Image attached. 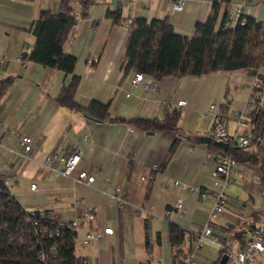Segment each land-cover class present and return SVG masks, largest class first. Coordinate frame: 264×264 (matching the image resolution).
I'll return each mask as SVG.
<instances>
[{"label": "crops", "instance_id": "1", "mask_svg": "<svg viewBox=\"0 0 264 264\" xmlns=\"http://www.w3.org/2000/svg\"><path fill=\"white\" fill-rule=\"evenodd\" d=\"M59 1L0 0V48L8 55L0 65V78L15 75L0 99L1 124L8 130L0 146V173L25 209L45 211L63 220L79 215L74 252L87 257L91 264L188 263V230L207 222L212 202L210 196L201 197L195 188L215 191L211 170L216 160L209 141H205L211 113H223L229 135H245L256 108V94L260 93L259 102L264 105V83L251 94L253 76L245 68L166 76L159 79L158 89L133 84L135 71L124 74L119 56L127 34L126 19L167 17L175 30L190 34L197 20L208 17L212 0H184L180 10L173 8L172 0H86L85 4L77 0V27L70 30L63 44V50L76 57L73 73L32 62L27 57L35 41L32 23L44 9L57 11ZM261 1L223 3L217 25L225 10L228 19L242 3L245 14L264 20ZM260 73L264 76V68ZM72 74L79 76L75 99L80 105H106L110 116L123 119L102 118L59 104L56 95ZM165 95L175 101L184 98L186 104L171 109L163 102ZM210 104L214 105L212 111ZM174 110L179 113L176 128L147 130L128 121L134 116L162 118ZM84 133L88 134L86 140L82 139ZM17 134L32 138L27 157L12 155L8 150L21 148ZM175 138L178 143L170 153ZM76 146H81L82 154L73 173L86 169L95 177L92 185L73 184L69 177L40 163L50 152L67 156ZM155 163L159 167L149 179L142 180L141 175ZM22 176L29 178L28 188L19 184ZM175 179L189 187L179 188ZM31 183H36L35 189ZM113 186H120L128 201L140 203L143 213L132 214L128 204L119 207L109 194ZM226 193L228 201L222 213L210 221L211 234L194 253V262L188 264L218 261L222 246L242 247L251 229L249 222L256 224L264 218V188L253 169L248 176L237 173ZM79 197L94 207L91 218H85L82 209L73 206L72 199ZM180 198L184 211L174 209L172 215H166V209L173 208ZM170 223L185 231L176 255L169 240ZM105 227H111L112 233H102L88 245L81 243L84 233L103 231ZM255 264H264V250L257 254Z\"/></svg>", "mask_w": 264, "mask_h": 264}, {"label": "trees", "instance_id": "2", "mask_svg": "<svg viewBox=\"0 0 264 264\" xmlns=\"http://www.w3.org/2000/svg\"><path fill=\"white\" fill-rule=\"evenodd\" d=\"M229 2L212 0L208 17L204 21L197 20L190 34L175 30L167 17H135L130 20L119 56L124 74L131 70L143 71L153 78L161 79L166 76L204 75L217 70L245 68L253 77L261 75L260 69L264 68V20H256L245 14L244 24L222 29L221 24L229 18L226 19L228 11L225 10L217 25L220 7ZM76 3L77 0H60L57 11L44 9L40 12L31 26L35 41L27 55L28 60L60 69L65 74L73 73L76 57L65 52L63 44L74 21ZM261 76L264 80V76ZM14 78L12 74L0 78V99ZM78 82L79 76L72 74L70 80L60 87L56 101L98 117L123 119L110 116L106 105H80L75 99ZM259 88V85L254 87L255 90ZM259 100L260 93L253 98L256 108L250 118V129L245 132V135L250 136L249 143L237 146L231 140L209 136L208 145L212 150L223 151L253 169L259 184L264 188V105ZM178 118L179 113L174 110L162 118L134 116L128 121L137 128L158 130L176 128ZM177 143V138L171 142L170 153L175 150ZM3 179L0 173V264H82V256L74 252L75 232L64 227L59 229L58 235H53L49 231V224L60 218L54 220L51 213L25 209ZM61 221L66 222L63 219ZM259 222L255 224V221H250V231ZM241 226H244L243 222ZM169 240L176 255L185 240L184 229L176 223H170ZM218 262L228 264L223 247L218 261L211 264Z\"/></svg>", "mask_w": 264, "mask_h": 264}, {"label": "built area", "instance_id": "3", "mask_svg": "<svg viewBox=\"0 0 264 264\" xmlns=\"http://www.w3.org/2000/svg\"><path fill=\"white\" fill-rule=\"evenodd\" d=\"M184 0H172V6L175 9H182L184 7ZM263 12H264V0L261 1ZM245 4H240L234 8L228 20L224 21L221 24L222 29L234 28L237 24L245 23V13H244ZM80 17L78 12L74 14V21L71 24L70 30H74L77 27V21ZM130 22L129 19H126V23ZM21 57H17V60H20ZM8 60V55L2 51L0 48V65L5 63ZM131 82L142 83L143 88H159V78H153L151 75L144 73L143 71H135L131 78ZM264 83L263 77L261 75H256L253 77L252 90L251 94H255V86ZM163 102L166 106L171 109H174L178 106H184L186 100L184 98L177 99L176 101L171 98L170 95H165L163 97ZM214 108L213 104L209 105V111H212ZM255 108V107H254ZM205 114V113H204ZM212 124L209 127L208 133L209 136L214 139H223L231 140L233 144L237 146H244L250 141L249 135H229L227 131V119L223 116L221 112H212ZM0 128L2 133H0V146L3 145L4 136L8 134V130L2 127L0 120ZM4 132V133H3ZM18 142L21 146L20 149H14L8 147L10 154L18 155L19 157H27V152L31 149L32 138L29 135L17 134ZM88 134L84 133L82 139L86 140ZM82 154L81 146H76L73 148L71 153L67 156L61 155L55 151L48 153L44 160L40 163L47 167L59 171L61 174L69 177L73 184H84L92 185L95 179L94 175L89 173L86 169H80L76 173H73L77 163ZM214 157L216 160L215 167L211 170L213 176V185L215 187L214 192H209L206 190L200 189L197 186L195 189L199 192L201 197L210 196L212 198L211 207L208 212L207 222L201 226L190 228L188 230V236L190 241L189 255L186 260L188 263L194 262V253L199 250L202 246V243L212 232V226L210 224L211 220L216 219L223 211L227 201L228 196L226 193L227 186L234 181L235 175L237 173L244 174L248 176L252 169L245 166L242 163L237 162L233 157L223 151H214ZM54 161H57L62 166H54ZM159 165L157 163L152 164L148 167L146 174L141 175L142 180L149 179L151 173L155 171ZM5 184H8L6 178L3 179ZM109 180V179H108ZM174 183L178 185L179 188L189 187L187 183L181 181L180 179H175ZM30 187L32 189L36 188V183H31ZM191 188V187H190ZM114 197L117 205L122 207L125 204L130 205L131 213L134 215H141L144 211L142 205L138 202H130L122 195V189L120 186H113L111 192L109 193ZM72 204L75 208L82 209L83 216L85 218H91L93 216L94 207L85 202L83 197L73 198ZM184 211V205L182 198H180L171 209H166V215H172L173 210ZM57 216H53V219ZM79 215H75L72 219L66 220V222L58 219L54 222H51L49 231L53 235H58V231L61 228H67L73 232H76L78 229V220ZM57 219V218H56ZM34 224H37L33 220ZM102 233H112L111 227H105L103 231H87L84 235L81 236V243L83 245H88L91 240L101 237ZM222 246V245H221ZM225 249V255L228 259V264H255L257 260V254L264 250V218L260 221L244 238L242 247L238 249H231L227 246H222ZM82 264H91L90 260L87 257H82Z\"/></svg>", "mask_w": 264, "mask_h": 264}, {"label": "rangeland", "instance_id": "4", "mask_svg": "<svg viewBox=\"0 0 264 264\" xmlns=\"http://www.w3.org/2000/svg\"><path fill=\"white\" fill-rule=\"evenodd\" d=\"M262 97L264 99V90L262 91ZM263 102H264V100H263ZM19 184L21 186H24L25 188H28V186H29V178H27L26 176H22L20 181H19ZM18 190H20V189H18Z\"/></svg>", "mask_w": 264, "mask_h": 264}, {"label": "water", "instance_id": "5", "mask_svg": "<svg viewBox=\"0 0 264 264\" xmlns=\"http://www.w3.org/2000/svg\"><path fill=\"white\" fill-rule=\"evenodd\" d=\"M88 117L92 118V119H96V120H99L98 118H95L89 114H87ZM210 137H206L205 141H209Z\"/></svg>", "mask_w": 264, "mask_h": 264}]
</instances>
